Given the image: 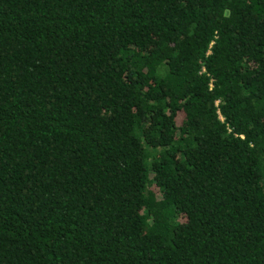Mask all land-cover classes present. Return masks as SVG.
Returning a JSON list of instances; mask_svg holds the SVG:
<instances>
[{
	"label": "trees",
	"instance_id": "1",
	"mask_svg": "<svg viewBox=\"0 0 264 264\" xmlns=\"http://www.w3.org/2000/svg\"><path fill=\"white\" fill-rule=\"evenodd\" d=\"M0 264H264V0H0Z\"/></svg>",
	"mask_w": 264,
	"mask_h": 264
}]
</instances>
